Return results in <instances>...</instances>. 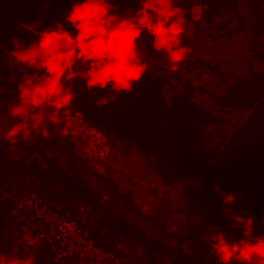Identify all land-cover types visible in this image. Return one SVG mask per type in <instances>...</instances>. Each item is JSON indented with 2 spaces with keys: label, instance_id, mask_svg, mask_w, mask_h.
Returning a JSON list of instances; mask_svg holds the SVG:
<instances>
[{
  "label": "trees",
  "instance_id": "obj_1",
  "mask_svg": "<svg viewBox=\"0 0 264 264\" xmlns=\"http://www.w3.org/2000/svg\"><path fill=\"white\" fill-rule=\"evenodd\" d=\"M3 1L0 35L7 20ZM50 2L63 16L71 7V0ZM197 2L203 7L201 19L192 22L194 0H177L190 26L182 43L191 53L176 72L168 71L163 54L153 51L151 38L143 34L139 43L149 67L131 92L89 91L82 80H74L76 95L66 110L78 113L84 124L113 143L190 176L194 196L207 202L212 220L233 230V240H238L241 229L232 226L231 215L250 216L253 233L264 234V55L255 47L264 34V0ZM138 6L135 0H120L114 5L121 14ZM195 27L202 30L200 34ZM2 40L0 36V43ZM0 58L4 60L2 54ZM3 67L0 109L7 114V106L15 99V86ZM110 95L116 98L97 106L98 98ZM46 127V136H38V131L32 140L18 137L14 144L0 141V191L14 197L33 191L40 200L53 202L71 217L78 214L79 205L89 207L85 220L98 213L90 230L98 246L113 251V246L124 240L132 241L134 253L123 258V264H216V257L205 261L180 247L171 248L162 240L147 238L123 220L104 196V192H117L114 181L91 171ZM77 160L91 188L85 185ZM18 173L35 182L30 180V186L23 182L11 192L5 183L11 175L19 178ZM49 182L59 189L47 186ZM216 186L220 192L235 196L231 205L222 203ZM211 245L197 242L202 251ZM0 256L19 261L31 258L32 264H59L50 244L40 237L39 230L12 212L8 199H0Z\"/></svg>",
  "mask_w": 264,
  "mask_h": 264
},
{
  "label": "clouds",
  "instance_id": "obj_2",
  "mask_svg": "<svg viewBox=\"0 0 264 264\" xmlns=\"http://www.w3.org/2000/svg\"><path fill=\"white\" fill-rule=\"evenodd\" d=\"M118 2L71 0L64 17L71 30L61 22L40 26L39 30V22L19 25L35 38L28 42L14 38L12 42L10 63L14 70L10 82L14 81L15 99L7 107V119L13 123L5 128L0 109V141L14 144L18 137L27 139L36 131L46 136V121L57 124L61 111L70 107L76 95L74 80H82L89 91L131 92L149 67L139 43L143 34L151 38V49L163 54L169 72L179 69L191 48L182 43L190 26L177 0H135L139 6L126 14L115 9ZM193 7H199L197 0ZM115 98L103 96L95 103L103 106ZM214 190L222 196L223 204L234 202L233 194L220 192L218 186ZM229 219L242 235L229 241L217 233L218 239L211 245L216 264H264V234L253 233L252 218L231 215ZM0 264L32 262L31 258L19 261L0 256Z\"/></svg>",
  "mask_w": 264,
  "mask_h": 264
},
{
  "label": "rangeland",
  "instance_id": "obj_3",
  "mask_svg": "<svg viewBox=\"0 0 264 264\" xmlns=\"http://www.w3.org/2000/svg\"><path fill=\"white\" fill-rule=\"evenodd\" d=\"M28 2L34 5V15L38 14L37 19L31 22H39L40 25H36L37 30H39L40 26L47 27L56 22L63 23L65 28L71 30V26L64 20L65 16H63L56 6H51L50 0H4L1 4L4 10L3 14L7 16V20L4 24L5 30L0 35L3 37L2 43H0V54H2L4 59L2 60L0 58V77L3 75V66H6L7 75L11 79V74L14 69L10 63V56L14 38H19L24 42L35 38L32 34L25 33L19 28V25L29 18L30 12L28 14V7H26L27 10L24 8V5ZM201 12L202 8L191 7L190 17L192 22H197L201 19ZM197 15L200 17L199 20H193L192 17ZM195 28L196 34H200L202 30L198 27ZM262 36V40L258 39L255 41V47L264 55V34ZM3 116L5 118L4 126L7 128L13 121L7 119V114L3 113ZM64 116L73 125L77 123L73 131L75 134L73 137L74 148L72 152L84 156L86 164L92 171V161L96 154L92 153L88 146L90 156L86 155L84 149L88 145L87 141H89L90 131L93 136L96 135L99 137L101 134L95 129H88L80 121L81 117L78 115L70 116L62 112L60 113L59 119H64ZM37 132H33L28 139L32 140ZM37 134L41 136L39 132ZM103 140L104 144L107 145V154L103 158L95 161L94 166H97L101 171L93 172L111 178L116 185L117 191L128 197L140 209L143 206L144 213L153 218L164 230L177 236H189V238L197 242H207L209 244H213L218 239L217 233H223L229 241L233 240L235 232L213 221L212 212L208 209L207 202L205 203L203 200L194 196V192L190 188V182L193 180L190 176L184 172L171 171L151 159L141 157L126 145H120L117 142L113 143L106 137ZM91 143H94V141L90 140ZM18 175L22 176V178L11 175L5 183L11 189V192H14L17 186L24 183L30 186V180L35 182L31 177L24 179L27 176L25 174L21 175L18 173ZM36 183L35 186L39 182ZM49 183L47 186L52 188L57 187L56 183ZM8 194L12 195L11 193ZM35 195L37 196L38 194L36 193ZM145 202L151 208L148 206L147 209ZM83 207L87 214L90 210L89 207ZM72 208L74 207L71 206ZM97 215L98 213L95 212L92 216H89L88 221L85 220L90 230H92L94 219ZM76 217L79 218L82 215L76 214ZM131 242L124 240L122 244L113 246V251L122 259L130 255L132 256L134 247L130 248Z\"/></svg>",
  "mask_w": 264,
  "mask_h": 264
},
{
  "label": "built area",
  "instance_id": "obj_4",
  "mask_svg": "<svg viewBox=\"0 0 264 264\" xmlns=\"http://www.w3.org/2000/svg\"><path fill=\"white\" fill-rule=\"evenodd\" d=\"M199 7L203 8L201 5ZM62 112L70 116L78 115L81 117L78 113L70 114L68 110H62ZM65 117L59 119L58 122H69L72 131H74V126H77V123L73 125ZM80 121H82L81 118ZM86 127L88 129L92 128L87 125ZM99 133L97 134L99 135ZM103 136L102 134L99 137L93 136L90 131L88 145L84 149L86 155L90 156L88 146L92 153L96 154L92 161L93 166H91L95 172L101 171L97 166H94L95 161L107 154V145L104 144L103 138L105 136ZM90 140L94 143L90 144ZM0 199L10 200L12 202V212L19 215L27 225L39 230L40 237L45 238L46 242L50 244L54 259L59 264H123L122 258L116 252L98 246L94 242L90 235L91 231L85 223L83 205H79L77 208L78 214L82 215V217L77 218L76 216L71 217L67 213H61L56 204L40 200L33 192L14 197L7 192L0 191ZM145 203L148 209L150 205L147 202ZM142 208L141 210L144 212Z\"/></svg>",
  "mask_w": 264,
  "mask_h": 264
},
{
  "label": "water",
  "instance_id": "obj_5",
  "mask_svg": "<svg viewBox=\"0 0 264 264\" xmlns=\"http://www.w3.org/2000/svg\"><path fill=\"white\" fill-rule=\"evenodd\" d=\"M1 106L2 105L0 104V107ZM46 124L52 129V132L58 136V139H61L70 150L74 148L73 137L75 133L72 131L69 122L60 121L57 124H52L46 121ZM73 154L85 161L84 156L81 154ZM77 162L79 164L85 185L88 188H91V185H89L88 181L84 177V168L78 160ZM104 194V196L108 199L109 204L112 205V208L117 212V214L127 223L131 224L140 232H142L147 238L162 240L171 248L180 247L185 253L196 255L205 261L215 258V256L211 253L213 252L212 248L207 253L199 251L196 242L193 239H179L177 236L159 227L153 218H150L148 215H146L136 204H133L128 200L125 201L120 194L109 192H104Z\"/></svg>",
  "mask_w": 264,
  "mask_h": 264
},
{
  "label": "crops",
  "instance_id": "obj_6",
  "mask_svg": "<svg viewBox=\"0 0 264 264\" xmlns=\"http://www.w3.org/2000/svg\"><path fill=\"white\" fill-rule=\"evenodd\" d=\"M28 1V0H27ZM30 1V0H29ZM52 6V5H51ZM26 7H28V10H27V8ZM52 7H54V6H52ZM24 8L27 10V12H28V14H29V12H30V14H29V18H28V20H25L23 23H31L33 20H36L37 19V17H38V14H35V18H34V5H32V4H30V3H26L25 5H24ZM37 8V7H36ZM31 10V11H30Z\"/></svg>",
  "mask_w": 264,
  "mask_h": 264
},
{
  "label": "flooded vegetation",
  "instance_id": "obj_7",
  "mask_svg": "<svg viewBox=\"0 0 264 264\" xmlns=\"http://www.w3.org/2000/svg\"><path fill=\"white\" fill-rule=\"evenodd\" d=\"M116 194H120L123 198H124V200L125 201H130L128 198H126L125 196H123V194L122 193H120L119 191H117V192H115ZM116 212V211H115ZM117 213V212H116ZM151 218V217H150ZM158 224V223H157ZM145 226H146V224H145ZM158 226H159V224H158ZM159 227H161V226H159ZM162 228V227H161ZM171 234H173V233H171ZM173 235H175V234H173ZM175 236H177V235H175ZM178 238H179V236H177ZM180 239V238H179ZM184 240V239H183ZM195 241V240H194ZM196 242V241H195ZM196 245H197V242H196ZM198 248V250H199V247H197ZM210 249L211 248H209V249H206V251H202V250H199V251H202V252H205V253H207L208 251H210ZM212 253V255H214L213 254V252H211ZM215 256V255H214ZM216 257V256H215Z\"/></svg>",
  "mask_w": 264,
  "mask_h": 264
}]
</instances>
